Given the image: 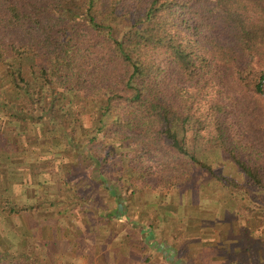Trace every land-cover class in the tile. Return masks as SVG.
<instances>
[{
    "label": "trees",
    "instance_id": "obj_1",
    "mask_svg": "<svg viewBox=\"0 0 264 264\" xmlns=\"http://www.w3.org/2000/svg\"><path fill=\"white\" fill-rule=\"evenodd\" d=\"M260 32L264 0H0V150L31 148L41 164L78 155L83 177L119 187L169 192L209 174L264 216ZM112 148H127V178ZM213 149L244 183L200 157ZM0 197L6 212L38 206ZM41 249L0 239V264L75 263Z\"/></svg>",
    "mask_w": 264,
    "mask_h": 264
},
{
    "label": "rangeland",
    "instance_id": "obj_2",
    "mask_svg": "<svg viewBox=\"0 0 264 264\" xmlns=\"http://www.w3.org/2000/svg\"><path fill=\"white\" fill-rule=\"evenodd\" d=\"M260 33H258V37ZM261 36L264 37V32L261 33ZM49 135L50 137H41L40 140L45 138L46 140L48 138L50 140V138L55 137L54 142L50 140L52 145L55 144L56 139H59L58 135L52 131H50ZM97 147L98 144L96 145ZM93 148L95 149V147ZM44 149L41 148L40 151L44 152ZM112 149L114 150L108 156V163L110 165L113 164L112 170H114L116 169L114 165L116 163L114 162L121 159L117 167L121 165L123 175L127 178L130 175L128 159L126 156H122L121 158L117 156L118 150L124 151L127 148ZM25 150L27 151V155L19 154L18 152L21 149L16 147H14V152L11 154L0 150V193L2 196H9V199L13 200L17 206L32 202H36L38 205L34 206L30 211L23 210V212H6L4 207L0 209V239L9 241L12 244L15 242L16 248L28 251H43L41 248L54 250L57 263H60L64 258H72L77 261L74 264H88L84 257L88 256V259L94 257L93 259H95L99 255L98 251L90 246V239L95 236L94 234L97 229H100L98 230V234L102 233L101 237H106V233L104 231L101 232V229L107 226L111 228L113 224H111L110 218L109 221H106L105 225L99 223L97 226L94 219L92 224H85L77 216H80L83 210H95V208H98L97 206L90 208V205L93 206L98 203L100 207H104L108 205L109 201L111 208L114 207L116 212L120 211L114 215V235L112 237L109 236V243L111 245L109 244L107 252L99 249L100 257L108 259L109 264H113L117 258L116 254L119 255V248H123L126 242L140 245L136 247L137 251L135 252L136 256L141 259L151 260L152 258L161 257V254L153 249L150 241H145V232L140 230V228L146 225L153 230L154 226L152 224H154L155 218L151 216L150 219L149 216V210L152 207L151 205H145V201L157 198V204L170 209L172 214L176 211L177 213L181 212L182 217L198 213L203 207H207L210 212L209 218L213 217L215 212L217 213L218 220L215 223H200L196 224L193 228H187L188 230L195 229L203 232L204 237L207 239L212 237L210 241L207 240L206 244L204 243L200 247L196 258L205 260L216 259L223 264L222 261H225L229 256L231 258L234 257L233 254H236L235 247L242 245L246 249V252L244 250L241 253L243 256L239 262L243 264H252L254 261L255 264L256 262H261L260 260L258 261L256 244L264 246V216H257L253 214L254 212H248L245 200L240 199L236 202L224 185L209 174L203 175L201 178L188 180L182 189L177 190L175 188L169 192L146 187L138 181L137 184L134 183L133 185L132 182H128V179H125L120 184L121 187L112 178H105L104 181L96 182V180L82 177V184H77V182V185H74L76 182L74 180L79 179L77 175H82L80 172L85 167L84 163L87 162L86 159L76 155L75 159L70 156L68 161L65 162L64 158L61 159L57 152L55 154L56 162L41 164L42 162H39L37 157H34L33 149L29 148ZM200 157L211 163L219 172L233 176L240 183L245 182V176L242 171L237 169L232 162L220 157L218 150L205 151L204 153H200ZM62 160L67 163V166L58 165ZM80 163H82V166H79ZM108 163L106 164L107 166ZM58 166L64 170L70 168L72 172L67 173L61 179L60 175L63 172L61 174L59 172V175L55 174L58 171ZM94 175L96 174L94 173ZM65 180V184L60 183ZM252 192L255 191L253 190ZM2 198L0 197V200ZM50 201L53 205H51ZM118 202L122 203L119 208L116 206ZM262 205L263 203L260 206ZM60 208L61 210L58 211ZM169 215L171 214L169 213ZM181 219L177 227H181ZM76 227H81L80 232L77 231L79 233L75 231ZM64 230L69 231V237H66V234L63 233ZM182 230L180 229V231ZM38 232H41L43 235H38ZM35 236L37 238L34 239ZM46 236L49 237L47 238L49 241L56 239L55 242H48ZM65 237L69 241L68 245L65 243L63 244L64 248H56L55 246H58L56 242L59 240L60 242H64L63 239ZM44 238L46 242L44 241L43 245ZM77 246L80 249L76 248ZM251 246L253 251L251 250ZM77 251L81 252L80 255L82 257L76 255ZM236 257L241 256L236 254ZM237 259L235 258V262ZM235 262L233 259V264Z\"/></svg>",
    "mask_w": 264,
    "mask_h": 264
},
{
    "label": "crops",
    "instance_id": "obj_3",
    "mask_svg": "<svg viewBox=\"0 0 264 264\" xmlns=\"http://www.w3.org/2000/svg\"><path fill=\"white\" fill-rule=\"evenodd\" d=\"M71 163V162H70ZM73 164V163H72ZM64 165V163L62 164ZM65 165L67 166V163H65ZM79 166H82V163H80ZM82 169V167H81ZM17 170V169H16ZM49 172V171H48ZM70 176V174H69ZM79 177V179H76L74 181L75 184H82L83 182V176L82 175H77ZM82 179V180H81ZM88 179V178H87ZM94 180V179H92ZM73 181V182H74ZM78 182V183H77ZM77 183V184H76ZM76 187V186H75ZM79 199V198H78ZM79 201V200H78ZM110 202L108 201V205L104 206V207H100V205L97 203V205H90V208H94L95 206H97L98 208H95V210L93 209H86L81 211L80 216L78 215L77 218H79L82 223L85 222V224L87 223H91L94 221L98 224H105L106 221H111V224L114 223L113 221L115 220L114 215L116 210L113 208H111L109 205ZM158 203V199H147L145 201V205H151V210L150 211V219L151 216L155 218V222L154 224H152L154 226L153 230L150 229L149 226H144L143 228H140V230H143L145 232V241L151 243L153 249H155L159 254H161V257L158 258H152L151 260H147L145 258H140L138 256H136V252L137 251L136 247L140 246V245H136L133 242L132 243H128L126 242L123 246V248H119L120 252L118 251V254H116L117 258L116 261L113 262V264H221L219 260L216 259H198L196 258L197 255V251L200 249V247L202 245H204V243L206 244L207 240H211L212 237L210 238H206L204 237V233L200 232L198 230L195 229H191L188 230L187 228H193L196 224H210L211 223H215L218 220L217 217V213L215 212V214H213L212 219L209 218L210 216V212L208 211L207 207H203V209L201 211H199L198 213H194L191 215H185L182 217L181 212L177 213V211L175 213L172 214V211L170 209H166L164 208V206L157 204ZM120 202H118L116 204L117 208L120 207ZM162 206V209H161ZM116 208V207H115ZM123 208V207H122ZM97 209V211H96ZM205 210H207L206 212H204ZM120 211V210H119ZM169 213L171 215H169ZM123 214V213H122ZM121 214V215H122ZM183 214V213H182ZM125 218V217H123ZM182 221V226L181 227H177L178 222ZM118 221V220H116ZM129 221V220H128ZM79 222V221H78ZM130 222V221H129ZM151 223V222H150ZM90 225V224H89ZM107 225V224H106ZM86 226V225H83ZM109 228V226H107L106 228L101 229V232H105L106 233V237H101V234H98V230L97 229L95 232V236H93L92 239H90L91 243L90 246L98 251V256L95 257V259H93L94 257L88 259L89 257H84L86 258V261L88 264H109L108 259L106 258H102L100 257V250H105L106 252L109 249V246L111 245V243H109V236L112 237L114 235V227ZM198 226V225H197ZM148 227V228H147ZM156 227V228H155ZM79 228H75V231H79ZM146 228V229H145ZM18 229V228H17ZM112 231H111V230ZM180 229H183L182 231H180ZM72 230V228H71ZM77 232V233H79ZM29 233V232H28ZM27 233V234H28ZM63 233L66 234V237H69V231L64 230ZM19 234H21L19 232ZM23 234V233H22ZM112 234V235H111ZM35 235V233H34ZM38 235H43L41 232H38ZM23 236V235H22ZM183 236V237H182ZM64 238V242H60V240L58 242H56V244H58V246H55L56 248H60L63 247L66 243V245H68V239ZM37 238V236L34 237V239ZM39 238V236H38ZM47 238H49L48 236H46V240H48ZM168 241H166V240ZM200 239V240H199ZM45 238L43 239V241H46ZM43 244V243H42ZM110 244V245H109ZM17 246V245H16ZM14 247H15V242H14ZM264 246L261 245L259 246V244H256V251H258V261L260 260L261 262H256V264H264ZM76 248H79L78 246ZM80 249V248H79ZM141 249V248H138ZM236 250V254H239L241 257H236V254H233V258H231L230 256L225 260L222 261L223 264H233V259L235 262V258H238L236 260V262L234 264H243L242 262H239L242 258V252H246V249H244V247L242 245H238L235 247ZM251 250L253 251V248L251 246ZM81 252H76V255H80ZM238 256V255H237ZM79 257H82L81 255ZM253 259V258H252ZM74 262L76 263L77 261L74 260ZM252 264H255V261L252 262Z\"/></svg>",
    "mask_w": 264,
    "mask_h": 264
}]
</instances>
